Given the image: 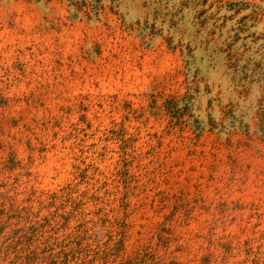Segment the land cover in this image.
Instances as JSON below:
<instances>
[{"label": "rangeland", "instance_id": "1", "mask_svg": "<svg viewBox=\"0 0 264 264\" xmlns=\"http://www.w3.org/2000/svg\"><path fill=\"white\" fill-rule=\"evenodd\" d=\"M1 209L0 264H264V0H0Z\"/></svg>", "mask_w": 264, "mask_h": 264}, {"label": "trees", "instance_id": "2", "mask_svg": "<svg viewBox=\"0 0 264 264\" xmlns=\"http://www.w3.org/2000/svg\"><path fill=\"white\" fill-rule=\"evenodd\" d=\"M51 198H57V197L53 195ZM8 211L9 212L14 211L20 215V213H22L25 210L24 209L13 210L12 205H11V208ZM0 213L1 215L5 214V210L1 209ZM27 215L28 216L32 215L33 217L37 218V214H33L32 212L27 213ZM42 220H46V219H42ZM107 222L108 220L106 219L98 218L96 221H91L92 227L90 229L83 228V225H80L76 228L77 230H75V232H73L71 235L65 237L62 241H60L59 245L63 247L64 249H71L73 253H77V254L82 252L81 251L82 243L86 240H92V242L96 243L95 248H100L99 243L101 242L102 237H103V232H104L103 227H104V224ZM35 226H41V224L36 221L33 223L31 227L29 226L30 227L29 229H32ZM21 231L23 230H19V232ZM155 236L158 238L159 242L161 241L162 243L168 242V239L164 238L159 232H156ZM102 246H103V250L101 252L102 257H100V260L98 259L87 260L86 259L87 256L84 255L85 257L81 259V264H93V262L97 260L98 262H100V264H109V262L114 263L115 258H120L117 264H142L144 260L147 259V257L153 256V254L150 253V250L152 249V247L149 243H147V244L141 245L139 247L140 249L138 248L136 251H134L133 256H128L125 258L122 257V253L125 250L123 237L120 239H116V240L109 237L108 242H105ZM208 258L209 256L200 258L197 264H208ZM225 259H226L225 256L222 255L221 260L224 261ZM245 262L246 261H243L242 264H245ZM251 262L252 264H258L257 259L255 258H253ZM151 264H164V263H162L161 260H156V258H153V261ZM167 264H179V263L175 262L174 260H169Z\"/></svg>", "mask_w": 264, "mask_h": 264}]
</instances>
